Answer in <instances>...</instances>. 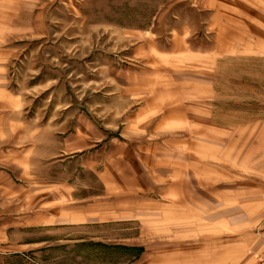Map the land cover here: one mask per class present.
<instances>
[{
  "label": "rangeland",
  "instance_id": "obj_1",
  "mask_svg": "<svg viewBox=\"0 0 264 264\" xmlns=\"http://www.w3.org/2000/svg\"><path fill=\"white\" fill-rule=\"evenodd\" d=\"M0 57V264L259 263L264 0H0Z\"/></svg>",
  "mask_w": 264,
  "mask_h": 264
},
{
  "label": "crops",
  "instance_id": "obj_2",
  "mask_svg": "<svg viewBox=\"0 0 264 264\" xmlns=\"http://www.w3.org/2000/svg\"><path fill=\"white\" fill-rule=\"evenodd\" d=\"M6 66H7L6 58L0 57V106H1L0 129H3L8 126V124L5 121L7 120L8 117H10L9 113L1 112V108H4L6 110H12V106L17 104L16 98H14V100L13 99L11 100L10 98L12 96L8 94V92L6 91L7 80H6L5 72L3 73V70H6ZM10 124L13 125L12 120L10 121ZM72 200L74 201L72 205L73 208H71L72 211L68 210L67 212V210L66 211L63 210L62 217H59L60 221L58 223L77 225V191L76 190L74 191ZM219 257L217 264H253L254 262V256L252 252L243 255L240 254L239 256L235 255L228 258L227 257L225 258V256H223L224 257L223 259H220Z\"/></svg>",
  "mask_w": 264,
  "mask_h": 264
},
{
  "label": "built area",
  "instance_id": "obj_3",
  "mask_svg": "<svg viewBox=\"0 0 264 264\" xmlns=\"http://www.w3.org/2000/svg\"><path fill=\"white\" fill-rule=\"evenodd\" d=\"M258 264H264V256L260 259Z\"/></svg>",
  "mask_w": 264,
  "mask_h": 264
}]
</instances>
